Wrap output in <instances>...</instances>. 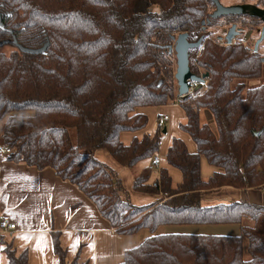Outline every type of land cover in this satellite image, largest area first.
I'll list each match as a JSON object with an SVG mask.
<instances>
[{
	"label": "trees",
	"instance_id": "16d2710c",
	"mask_svg": "<svg viewBox=\"0 0 264 264\" xmlns=\"http://www.w3.org/2000/svg\"><path fill=\"white\" fill-rule=\"evenodd\" d=\"M215 8L213 0H0V147L11 149L10 160L51 168L74 184L117 234L149 230L119 264H264V204L204 203L206 194L225 186L264 188V84H247L263 76L264 54L239 38L228 44L212 36L209 27L223 20L211 17ZM180 33L205 34L190 63L207 79L187 99L179 98L175 78ZM48 41L44 53L18 47ZM176 101L185 113L180 129L196 151L173 137L167 162L183 180L175 184L167 167L154 179V164L144 166L133 189L160 198L137 205L96 151L137 168L161 145V125L148 132L149 117L140 109ZM204 111L214 126L203 120ZM123 132L142 133L126 142ZM203 156L216 168L208 178ZM197 224H238L240 233L159 232ZM7 236L0 234L4 264H29L28 249ZM52 242L60 264H88L79 255L70 260L59 232Z\"/></svg>",
	"mask_w": 264,
	"mask_h": 264
},
{
	"label": "crops",
	"instance_id": "0c3cea01",
	"mask_svg": "<svg viewBox=\"0 0 264 264\" xmlns=\"http://www.w3.org/2000/svg\"><path fill=\"white\" fill-rule=\"evenodd\" d=\"M140 110L142 111V108ZM208 112H202V118L206 119L207 123L212 118L211 113ZM141 133L123 132L121 138L129 142L136 134ZM183 139L185 140L184 137ZM185 142L188 149L195 152L196 142L195 145L188 140ZM103 151L106 150H97V156L103 158L101 155L103 154L112 166L119 169V174L125 185L129 189L131 188L133 202L149 204L160 198V195L134 191V180L129 170L121 166L111 153L108 157ZM151 161L147 164L143 161L140 162L142 167L138 169V172L144 166L153 164ZM205 162L202 158V176L208 178L216 168L208 164L206 158ZM166 167L174 183H181L182 172L169 165L167 157L165 160L163 156L160 158L159 167L154 172L153 178L158 177L160 169ZM240 199L264 204V188L245 190L225 186L206 194L204 203L211 205L212 203L239 201ZM1 214L10 215L16 222L17 230L8 234L7 237L13 240L19 250L28 249L29 264H60L59 257L54 252L52 232L60 233V241L67 249V256L70 260L79 255L81 262L88 264H119L124 260L126 249L139 245L150 235L147 229L140 230L134 235L117 234L97 210L96 205L74 184L62 181L51 168L39 170L21 162L17 163L10 160L6 153H0ZM164 227H161L159 232H165ZM197 228L201 230L199 232L208 231V227ZM212 230H221V228L215 227ZM5 261L6 258H4L0 244V264H4Z\"/></svg>",
	"mask_w": 264,
	"mask_h": 264
},
{
	"label": "rangeland",
	"instance_id": "374dc122",
	"mask_svg": "<svg viewBox=\"0 0 264 264\" xmlns=\"http://www.w3.org/2000/svg\"><path fill=\"white\" fill-rule=\"evenodd\" d=\"M221 2L227 6H230L233 4H240V2H242V0H221ZM221 18L222 17L219 16V18H216V19H221ZM247 26H245V28H244L245 34H244V37H241V42L245 43L247 45H251V44L254 45V40L256 38V31L254 33V31H252V27L250 25L248 27ZM227 28H228V26H226L225 24L219 25V27L218 26L217 27H211V28L209 27V32L212 33V36L218 37L220 35V33L221 34L227 33L226 32ZM194 38H198V37L194 36ZM193 40H196V39H193ZM261 52L264 54V51H261ZM192 69L195 70V65L193 62H192ZM236 82H237V80L234 81V83H236ZM247 84L249 87L251 85L264 84V73L260 79H250V81H248ZM202 86H203V84L199 83L198 86L196 87L195 91L200 90L202 88ZM142 111L144 113H146L149 117V125H148L146 130L148 132H151V133H157L158 132V128H160L159 122H158L159 117L164 116V114H167L170 117V119L165 121L166 122L165 125L161 126L160 132L158 133L160 140H161V145H160V149H159L160 152L157 155L160 158L163 156V158H165V160H166L165 155H166L167 146L171 142L172 138L175 136H178V137L183 136L185 138V140H188V142L190 141L195 145V141L190 136H188L187 133H185L184 131H182L180 129V123L185 121V115H184L183 107H181L177 101L176 102H170L168 104H164V106L142 107ZM208 121L210 122V124L212 126H214V121L212 120V118H211V120H208ZM165 128L167 130L164 133ZM73 135H74V131H73ZM194 150L196 151V147ZM106 151H108V150H106ZM106 151H103V153L104 154L106 153L109 157L110 153H108ZM101 155L103 158L100 157V159L103 162H105L107 165H109V166H111L117 170L116 167L112 166V164L108 162V159H106L103 154H101ZM202 158H203V162H205L204 156ZM153 159H154V157H152L151 159L144 160L143 163L147 164L151 160H152L151 162H153ZM123 167L129 170V172L132 175L133 180H134V178L137 176L138 169L141 168L142 166H140V164H138L137 168H135V169H130V168L125 167V166H123ZM155 168L157 169L156 166H155ZM117 171L119 172V169ZM177 171H179V170L177 169ZM127 189L129 191V195L131 196V190H130L131 188L130 189L127 188ZM132 199L134 200L133 196H132ZM134 203L136 204V202H134ZM197 227H208L207 228L208 231L207 232L206 231L205 232H199L201 230H199V228H197ZM215 227L221 228V230H212ZM164 228H165V232H162V233H168V232L183 233V232H187V233H193V234L203 233V234H211V235L212 234L237 235L240 233V231H239L240 225H238V224H226V225H218V226H214V225H206V226H204V225H197V226L196 225H182V226L168 225V226H165Z\"/></svg>",
	"mask_w": 264,
	"mask_h": 264
},
{
	"label": "water",
	"instance_id": "95a60500",
	"mask_svg": "<svg viewBox=\"0 0 264 264\" xmlns=\"http://www.w3.org/2000/svg\"><path fill=\"white\" fill-rule=\"evenodd\" d=\"M214 4H216V9L214 12L211 13L212 18H219V16L223 15H234V14H248L253 16L263 17L264 9H260L257 7H253L252 5H244V4H233L232 6H227L221 2V0H213ZM4 28L2 21V13H0V28ZM236 25L234 24L232 28L228 31L226 41L228 44H231L235 40V35L238 32L235 31ZM264 40V34L258 39L255 43V51L259 50L260 43ZM203 41V38L198 39L197 41H190L189 34L187 33H180L177 38L173 49L176 52V63H177V70L175 74V78L178 81V92L179 94L187 99L189 97V88L190 83L192 81H196L201 84H205L207 75L206 74H198L197 72L193 71L191 68L190 63V51L191 49L198 48ZM16 42V41H15ZM3 43V42H2ZM0 43V45H2ZM50 42H46L44 46L39 48H28L21 44H18V47L25 53H44L46 52L47 48L49 47ZM172 49V50H173ZM264 61V58L262 59ZM167 129H164V133Z\"/></svg>",
	"mask_w": 264,
	"mask_h": 264
},
{
	"label": "flooded vegetation",
	"instance_id": "af4514ba",
	"mask_svg": "<svg viewBox=\"0 0 264 264\" xmlns=\"http://www.w3.org/2000/svg\"><path fill=\"white\" fill-rule=\"evenodd\" d=\"M224 4V3H223ZM240 4H244V5H252L253 7H257V8H260V9H264V0H242V2H240ZM232 6V5H230ZM216 9V8H215ZM223 18L222 21H220V25H223L225 24L226 26H228L225 34H221L218 36L219 38L220 37H223L222 39L223 40H226V37H227V34H228V31L232 28V26L235 24L236 27H235V31L238 32L237 35H235V39L236 38H239L241 39V37H244V34H245V26H251L252 27V31H256V38L254 40V45L256 43V41L258 39L261 38V36L264 34V15L263 17H259V16H253V15H250V13L248 14H234V15H223L221 16ZM225 18H228L225 20ZM246 19L248 20L246 22ZM247 26V27H248ZM219 27V26H218ZM258 35V36H257ZM215 37V36H214ZM200 38H205V34H201L198 36V38H194V36L190 37L189 35V40L191 39H200ZM196 40H192V41H196ZM235 41V40H234ZM259 50L260 51H264V40L260 43L259 45ZM258 50V51H259Z\"/></svg>",
	"mask_w": 264,
	"mask_h": 264
},
{
	"label": "built area",
	"instance_id": "2783aa9c",
	"mask_svg": "<svg viewBox=\"0 0 264 264\" xmlns=\"http://www.w3.org/2000/svg\"><path fill=\"white\" fill-rule=\"evenodd\" d=\"M198 82L196 81H192L190 83V88H189V95H193L196 93L195 89L198 86ZM204 85V84H203ZM182 97L181 95H179V98ZM169 119V116L167 114H164V116L159 117L158 122L159 125L163 126L165 125V121ZM0 153L1 154H9L11 153V149L10 148H0ZM159 163H160V157L158 155L154 156V160H153V164L156 167H159ZM17 230V224L16 222H14L12 220V218L10 217V215H5V214H1L0 215V234L3 235H8V234H12L14 231Z\"/></svg>",
	"mask_w": 264,
	"mask_h": 264
}]
</instances>
